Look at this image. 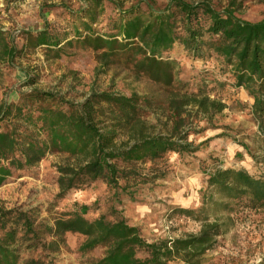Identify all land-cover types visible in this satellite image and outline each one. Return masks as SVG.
I'll return each instance as SVG.
<instances>
[{
  "label": "trees",
  "instance_id": "1",
  "mask_svg": "<svg viewBox=\"0 0 264 264\" xmlns=\"http://www.w3.org/2000/svg\"><path fill=\"white\" fill-rule=\"evenodd\" d=\"M104 2L116 11L109 33L95 27L104 14ZM69 13L73 21L66 28L47 24L42 30L27 32L22 49L0 25V74L32 49L45 48L56 59L64 48L90 50L95 54L97 73L124 71L135 80L147 79L163 88L172 130L168 135L152 132L144 119L148 98L136 93L130 97L93 93L83 103H75L34 89L23 93L19 103L0 108V186L14 170L34 168L48 155H65L66 164L58 166V198L62 199L99 180L117 187L120 178L134 175V164L157 161L170 153L197 152L188 142L195 122L212 125L228 107L221 100L186 90L172 56L178 45L201 59H223L231 68L234 87L245 89L254 99L252 115L264 137V18L249 22L237 16L234 4L219 11L208 0H170L162 11L151 5L125 9L117 0H89L86 7ZM122 133L128 135L126 143L118 141ZM207 177L209 187L223 198L222 205L229 213L235 211L234 205L264 209V176L217 167ZM87 211L83 206L81 212L54 220L46 229L52 238L51 249L59 251L66 234L72 233L86 238L79 252L104 249L103 257L91 264H203L207 253L219 245L226 226L220 219H205L197 234L148 243L140 229L124 218L89 220ZM20 227L23 235L18 238ZM31 234L30 241L38 238L25 214L0 207V264H38L35 259H21V244ZM140 252L146 255L144 259L138 257Z\"/></svg>",
  "mask_w": 264,
  "mask_h": 264
},
{
  "label": "rangeland",
  "instance_id": "2",
  "mask_svg": "<svg viewBox=\"0 0 264 264\" xmlns=\"http://www.w3.org/2000/svg\"><path fill=\"white\" fill-rule=\"evenodd\" d=\"M117 1L125 9L135 5L145 9L151 5L158 11L170 2ZM208 1L219 11L234 4L237 16L249 22L264 18V0ZM88 4L89 0H0V25L22 49L27 32L42 30L47 24L66 28L73 21L69 11H79ZM102 7L104 14L95 27L109 33L116 11L109 2ZM172 56L177 63L178 79L189 93H202L228 107L215 117L212 125L207 121L195 122L188 142L193 143L197 152L170 153L157 161L134 164V175L120 178L117 187L99 180L62 199L58 198V166L66 164L65 155H48L34 168L14 170L0 186V207L25 214L38 233V238L30 241L34 235L31 234L21 244L22 260L35 259L38 264H91L102 258V248L79 252L86 240L79 234H66L57 252L49 246L52 238L46 229L53 226L54 220L66 213L81 212L87 206L89 220L100 216L109 221L124 218L140 229L148 243L197 234L205 219H220L226 225L224 235L204 257L203 264H264V209L256 211L234 205L235 211L229 213L222 205L223 198L207 183L208 173L217 167L245 169L256 177L264 176V137L258 133L252 115L254 99L245 89L234 87L231 68L222 58L201 59L180 45L174 48ZM53 57L45 48L32 49L17 58L13 66L4 67L0 74V108L19 103L23 93L34 89L59 94L75 103H83L93 93L114 92L128 97L136 93L148 98L150 104L143 108L144 119L152 132H171L167 94L160 86L143 78L135 80L124 71L97 73L95 54L90 50L64 48L59 58ZM128 140V135L122 133L118 141ZM184 210L194 214L187 216L181 212ZM22 235L20 227L18 238ZM138 257L144 259L146 255L140 252Z\"/></svg>",
  "mask_w": 264,
  "mask_h": 264
}]
</instances>
